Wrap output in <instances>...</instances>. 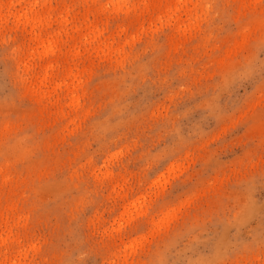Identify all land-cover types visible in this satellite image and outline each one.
<instances>
[{
  "label": "rangeland",
  "instance_id": "rangeland-1",
  "mask_svg": "<svg viewBox=\"0 0 264 264\" xmlns=\"http://www.w3.org/2000/svg\"><path fill=\"white\" fill-rule=\"evenodd\" d=\"M0 264H264V0H0Z\"/></svg>",
  "mask_w": 264,
  "mask_h": 264
}]
</instances>
